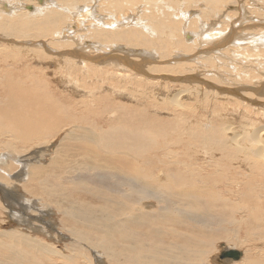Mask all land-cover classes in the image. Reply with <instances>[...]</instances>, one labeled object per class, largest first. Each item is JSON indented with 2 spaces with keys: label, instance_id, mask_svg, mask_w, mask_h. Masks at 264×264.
I'll list each match as a JSON object with an SVG mask.
<instances>
[{
  "label": "bare ground",
  "instance_id": "bare-ground-1",
  "mask_svg": "<svg viewBox=\"0 0 264 264\" xmlns=\"http://www.w3.org/2000/svg\"><path fill=\"white\" fill-rule=\"evenodd\" d=\"M234 233L264 242V0H0V264H207Z\"/></svg>",
  "mask_w": 264,
  "mask_h": 264
},
{
  "label": "rangeland",
  "instance_id": "rangeland-1",
  "mask_svg": "<svg viewBox=\"0 0 264 264\" xmlns=\"http://www.w3.org/2000/svg\"><path fill=\"white\" fill-rule=\"evenodd\" d=\"M48 67H50L51 69L52 68H54V66L53 65H48ZM247 85H249V87H252L253 88V86H256V85H253L252 83H248ZM251 85H253V86H251ZM263 85V83H261L260 84V87ZM259 87V86H258ZM227 88V87H226ZM255 88V87H254ZM238 95H240L241 96V94H238ZM240 96H236V97H239L240 98ZM123 101H127V103H135V102H137L138 101V98H136V99H127L126 97H122L121 98ZM200 100V102L201 101H203V99H199ZM250 100V106H252L253 108H256V104H253V102H257V100H251V99H249ZM129 101V102H128ZM140 101V100H139ZM138 101V102H139ZM161 115H165V117L167 116V118H168V114H166V113H161ZM51 147H53V146H51ZM3 158L4 159H8V156H7V154H5L4 156H3ZM11 160V159H10ZM18 162L19 163H21V164H26V162H27V157L26 156H23V155H20V156H18ZM22 179H21V177H15V176H12L11 177V183H13V187L11 188L12 189V195L11 196H13V202H14V206H13V208H11V209H13V210H15V211H20V212H23V211H27L25 214H24V216L25 215H27L28 216V218H29V207L31 206L30 204H29V202L26 200V198L24 197V195L23 194H21L20 193V189H18V188H16L15 187V184L17 183V182H19V181H21ZM18 194V195H17ZM19 209V210H18ZM10 210V209H9ZM51 216H52V218L54 219V220H57V218H58V215H55V214H51ZM18 220H13V221H11V222H9V224H8V226L11 228V227H13L14 225H17L18 223ZM189 230H190V228H189ZM188 230V231H189ZM191 231V230H190ZM237 235V236H236ZM234 236H236L237 238H238V241L239 242H237V240H236V238L233 240V241H230V242H227L226 240H221V241H219V242H217V246L214 248V251L212 250L211 251V253L212 254H214V255H212L211 253H209L207 256H208V259H207V264H237V263H239L240 262V259H241V257L239 258V260L237 259V260H233L232 258H230V257H221V254L222 253H224V251L222 250V249H224L225 247L226 248H232V249H238V250H240V251H245V252H247V249H253V248H255V247H258V246H262V245H264V242H262V241H252V240H254V239H251V237H247L246 238V240H244L245 238L244 237H242L239 233H234ZM63 242H62V239H61V242L60 243H57L56 245H58V247L59 248H63L64 249V246H63V244H62ZM235 243H237V244H235ZM232 244H233V246H232ZM21 245H24V242H23V240H22V238H21ZM229 246V247H228ZM3 248H5V246H2ZM249 247V248H248ZM243 249V250H242ZM222 250V251H221ZM261 250V249H260ZM262 252H264L263 250H262ZM84 253V252H83ZM97 254V253H96ZM84 255H85V257H86V253H84L83 255H81L82 256V258L84 257ZM216 255V256H215ZM84 257V258H85ZM92 257V256H91ZM93 258V257H92ZM232 259V260H231ZM224 260V261H223ZM231 261H232V263H231ZM212 262V263H211Z\"/></svg>",
  "mask_w": 264,
  "mask_h": 264
},
{
  "label": "water",
  "instance_id": "water-1",
  "mask_svg": "<svg viewBox=\"0 0 264 264\" xmlns=\"http://www.w3.org/2000/svg\"><path fill=\"white\" fill-rule=\"evenodd\" d=\"M41 1V0H40ZM28 9H31V7H27ZM241 255V252L236 249H227L224 253L221 254L222 257H230L232 259H239Z\"/></svg>",
  "mask_w": 264,
  "mask_h": 264
}]
</instances>
